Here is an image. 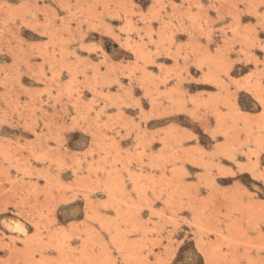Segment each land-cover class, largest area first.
<instances>
[{
  "label": "rangeland",
  "instance_id": "1",
  "mask_svg": "<svg viewBox=\"0 0 264 264\" xmlns=\"http://www.w3.org/2000/svg\"><path fill=\"white\" fill-rule=\"evenodd\" d=\"M0 264H264V0H0Z\"/></svg>",
  "mask_w": 264,
  "mask_h": 264
}]
</instances>
